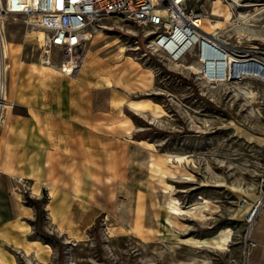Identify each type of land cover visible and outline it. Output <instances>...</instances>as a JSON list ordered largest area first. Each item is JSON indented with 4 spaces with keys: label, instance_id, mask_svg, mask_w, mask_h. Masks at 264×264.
<instances>
[{
    "label": "rangeland",
    "instance_id": "obj_1",
    "mask_svg": "<svg viewBox=\"0 0 264 264\" xmlns=\"http://www.w3.org/2000/svg\"><path fill=\"white\" fill-rule=\"evenodd\" d=\"M223 2L234 21L214 36L264 46V0ZM188 5L223 20L212 14L215 0ZM5 19L13 25L11 39L23 42L25 58L58 68L57 47L51 63L42 61L38 26L20 15ZM152 30L116 15L89 28L75 75L103 111L105 150L115 153L112 170L100 180L104 209L83 240L67 241L46 225V195H26L37 209L35 234L55 256L42 262L19 255V264H248L247 217L264 176V80L208 82L197 48L173 63L151 49ZM7 42L15 54L17 46ZM7 64L8 89L9 55Z\"/></svg>",
    "mask_w": 264,
    "mask_h": 264
},
{
    "label": "crops",
    "instance_id": "obj_2",
    "mask_svg": "<svg viewBox=\"0 0 264 264\" xmlns=\"http://www.w3.org/2000/svg\"><path fill=\"white\" fill-rule=\"evenodd\" d=\"M5 18L6 40L18 49L7 53L10 106L0 135V263L19 264V255L48 262L55 250L36 236L37 209L26 195H46V225L67 241L83 240L104 209L100 180L112 170L115 153L105 150L104 114L90 100L88 83L25 58L24 44L11 39L13 25ZM252 239L248 264H264V209Z\"/></svg>",
    "mask_w": 264,
    "mask_h": 264
},
{
    "label": "built area",
    "instance_id": "obj_3",
    "mask_svg": "<svg viewBox=\"0 0 264 264\" xmlns=\"http://www.w3.org/2000/svg\"><path fill=\"white\" fill-rule=\"evenodd\" d=\"M201 14L188 5V0H0V133L9 105L8 55L2 42L4 17L20 15L25 22L42 29L41 40L46 53L42 61L51 63L50 52L57 47L60 50L58 68L68 76H74L83 64L87 39L91 35L89 28L107 15H116L151 25V49L173 63H179L197 48L201 73L208 82L264 80V46H239L220 42L216 36L198 34ZM262 209L264 176L259 197L247 217L251 228L244 240V250L248 254L256 245L252 228Z\"/></svg>",
    "mask_w": 264,
    "mask_h": 264
},
{
    "label": "bare ground",
    "instance_id": "obj_4",
    "mask_svg": "<svg viewBox=\"0 0 264 264\" xmlns=\"http://www.w3.org/2000/svg\"><path fill=\"white\" fill-rule=\"evenodd\" d=\"M212 14L223 18V20L221 19V20H218V21L214 22L209 16H207L205 14H201L200 15V17H201V27L198 30V34H203V35H206L208 37L213 38V37H215L213 33L218 28H224L227 24H232L233 21H234V14H233L231 5L230 4H224L223 0H215V6H214V10H213ZM241 29H242V31L243 30L246 31L244 27L241 28ZM37 31H38L39 35L42 37V35H43L42 29H39ZM252 31L254 32L256 30H254L252 28H249L248 32L251 33ZM2 39H3L2 42H3L4 50H5L6 53H8L9 48H8V42L6 40L5 35H3ZM215 39L220 41V42H224V41L220 40L219 38H215ZM257 199H256V201H257ZM254 204H252L250 206V211L253 208ZM250 228H251V225L249 227V231H250Z\"/></svg>",
    "mask_w": 264,
    "mask_h": 264
}]
</instances>
